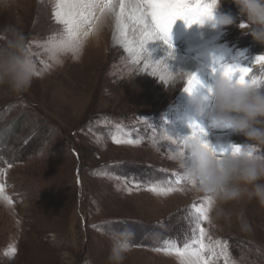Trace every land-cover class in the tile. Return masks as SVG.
I'll use <instances>...</instances> for the list:
<instances>
[{
    "label": "rangeland",
    "instance_id": "obj_1",
    "mask_svg": "<svg viewBox=\"0 0 264 264\" xmlns=\"http://www.w3.org/2000/svg\"><path fill=\"white\" fill-rule=\"evenodd\" d=\"M56 2L15 0L11 8L0 9V30L11 26L24 34L40 73L22 94L0 88V264H109V236L124 228L134 230L135 237L123 264H181L175 254L155 249L168 239L180 247L190 242L192 206L208 207L205 195L183 181L178 186L183 191L167 196L153 194L147 186L166 185L181 171L177 137L194 122L184 125L192 109L185 84L175 94L136 86V69L120 51L109 55L104 43L101 52H91L93 41L82 37L78 53L54 52L53 44L66 37L64 25L54 19ZM219 13L237 16L238 9L222 0ZM103 17L92 19L90 33L99 29ZM242 19L220 27L217 40L204 45L194 40L211 23H184L171 41L177 59L197 63L205 91L212 83L206 75L220 74L211 70L210 56L223 63L241 52L239 64L253 70L247 78L264 79V65L252 63L264 55V45L243 33L247 27L238 26L246 23ZM154 43L161 53L168 49L161 40ZM206 118L203 139L217 150L230 152V145L247 142L230 129L213 128ZM113 137L139 143H115ZM222 207V217L201 222L203 242L216 253L205 250V260L264 264V205L245 196ZM216 241L226 246L223 254Z\"/></svg>",
    "mask_w": 264,
    "mask_h": 264
},
{
    "label": "clouds",
    "instance_id": "obj_2",
    "mask_svg": "<svg viewBox=\"0 0 264 264\" xmlns=\"http://www.w3.org/2000/svg\"><path fill=\"white\" fill-rule=\"evenodd\" d=\"M209 2L211 18L193 24L223 27L243 18L247 24L243 33L264 45V0H231L238 9L237 16L218 14L222 0ZM14 3L15 0H0V9L11 8ZM36 73L24 34L11 26L0 30V88L22 94L31 86ZM196 89L192 91V102L198 114L207 115L213 128L230 129L243 135L247 142L238 151L220 154L206 147L199 137L188 140L185 153L177 156L186 186L211 198L210 219L224 215L223 204L245 196L264 205V150H261L264 148V82H237L220 74L203 95ZM134 237L131 228L109 236L112 241L109 264H123L132 250Z\"/></svg>",
    "mask_w": 264,
    "mask_h": 264
},
{
    "label": "snow or ice",
    "instance_id": "obj_3",
    "mask_svg": "<svg viewBox=\"0 0 264 264\" xmlns=\"http://www.w3.org/2000/svg\"><path fill=\"white\" fill-rule=\"evenodd\" d=\"M96 10H99L100 16H96ZM105 13L111 14L116 21V34L113 39L119 36L121 43L133 56V63L144 61V69H151L150 74L157 76L163 83L170 84L175 82L176 73L171 69L168 59L174 58L175 49L171 42L170 31L176 19L185 20L187 24L203 23L206 18H211L212 3L209 0L203 3L192 5L188 0H57L56 10L54 13L57 23L64 25L66 37L59 42L53 44L52 50L59 52H72L76 54L80 51L81 42L79 35L85 28L91 30L92 19L99 21ZM239 27L244 29L246 23H240ZM129 30L131 36H129ZM89 31H83V35L87 36ZM155 40L163 41L169 51L166 57L159 60H153L152 55L146 45ZM264 61V55L255 57L252 63ZM212 71L219 72L230 79L237 82H248L252 80L255 83L264 82V79L258 77L247 78L252 73L250 65L242 66L238 63H220L217 61L216 67ZM40 73L37 72L36 75ZM185 77V86L183 91L192 93V91L201 86V82L195 73H183ZM192 128L191 135L178 139L179 144L178 155L185 153L187 141L199 137L206 147H211L214 152L223 154L227 149L217 150L208 141L203 139L207 135L206 131L198 124L190 125ZM115 143L136 144L138 140H117L113 137ZM232 151H238L240 145H230ZM185 182L182 170L176 174L174 181H167L166 185L160 182L152 183L147 186V190L156 195L167 196L176 191H183L178 187ZM2 190V186H0ZM208 207L204 204L193 205L194 209V227L192 229V239L190 242H184L183 246L177 245L175 240L163 241V246L156 248L155 251L164 252L165 254H175L181 261V264H208L203 256L205 250L211 251L215 255V251L211 246L205 245L203 240L206 230L201 226L202 221H209L208 211L210 210L212 201L208 196L204 197ZM197 230L199 235L197 236ZM216 246L221 247V254L226 246H221L219 241L215 242ZM16 252L13 246L10 254Z\"/></svg>",
    "mask_w": 264,
    "mask_h": 264
},
{
    "label": "bare ground",
    "instance_id": "obj_4",
    "mask_svg": "<svg viewBox=\"0 0 264 264\" xmlns=\"http://www.w3.org/2000/svg\"><path fill=\"white\" fill-rule=\"evenodd\" d=\"M54 19H55V17H54ZM100 30H102L101 33H100ZM83 31H89V29L85 28L84 30H82L80 35H79V39H81V37H82L83 39L90 40V42L93 41V45L94 46H93L91 52L94 51L96 53L97 51H100V50L102 51L104 43H105L106 47L108 46L107 51H108V53H110L109 55H111L112 51H114V50H118V51L121 52L123 58L125 60H128L127 63H129V66L131 65L132 68L134 67L136 69V72L134 74L135 75L134 82H135V84H137L136 86L149 85L150 87H152L154 89L155 93L169 90V91H172L171 93L175 94L178 90L181 89L182 85L185 84V77L183 76V73H195L197 75V78L201 82V86H198L196 90H198V91L201 90V92L204 93L205 86L203 85L202 78H200L198 76V74L196 73V69H195L196 65L193 63L195 61L191 59L193 61V62H191L189 59H187L188 57L181 58V60H180V59H177L176 56L174 55V58L168 59V63L171 66L172 71L174 73H176L175 82L170 83V84H165L157 76L151 75L150 74L151 69L145 70L144 69V61H141L139 63H133V56L128 51L125 50V47L121 43L119 36H117V39H115V40L113 39L114 34H116V21H115V17L112 16L111 14H108V13L105 14V16L103 17L102 21L100 22L99 29H98V27H96L95 31L93 30L94 33H90L89 32V34L87 36H84L83 35ZM222 31H223V29H221L220 27H214L211 24L206 33H203L201 35L200 34L197 35L196 36L197 38L195 40L194 39L193 40H194V42L199 41L198 42V46H200L201 44L204 45V44L208 43L209 41L217 40L215 38V36L219 35ZM129 36H131V31L130 30H129ZM155 41H157V40H155ZM213 44H214V42H213ZM210 46H213V45H210ZM215 46H217V44ZM146 47L149 50V52L151 53L153 60H159L161 58L166 57L167 52L169 51L168 49H165L164 52L162 51L163 53H161V49L159 48V46L157 44L154 43V41L149 42L146 45ZM190 47H191V45H190ZM207 52H208V50H207ZM241 54H242L241 52H236V54L234 56L231 55L226 60H223V63H227V64L238 63L239 64V59H240ZM212 58L210 56V61H211L210 63L211 64H209V66H210L211 70L214 67H216L217 61L222 63V61H221L222 59L219 56L215 57L214 60ZM255 64H256V66H263L264 65V61L256 62ZM92 66H93V64H92ZM88 71H90V70H88ZM213 78L216 79L215 76ZM186 99H187L188 104L191 101L192 109L190 111H188L189 112L188 113V117H189L188 119L189 120L186 121V123L184 125L185 126H187V125L189 126L190 123H196L200 127H201V125L205 126V123H203V120L206 117H204V118L202 117L203 118L202 120H199V118H201V117L197 118L198 111H197V106L192 102V93H190V94L188 93ZM190 120H192L194 122H190ZM189 129H190V131L188 133L179 135V137H177V139H180V138L187 137V136L191 135L192 128L189 127Z\"/></svg>",
    "mask_w": 264,
    "mask_h": 264
}]
</instances>
